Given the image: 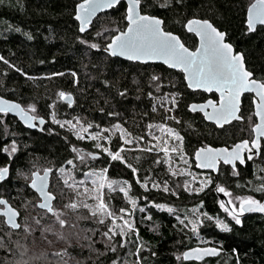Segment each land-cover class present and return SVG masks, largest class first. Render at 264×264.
<instances>
[{"label":"snow or ice","instance_id":"1","mask_svg":"<svg viewBox=\"0 0 264 264\" xmlns=\"http://www.w3.org/2000/svg\"><path fill=\"white\" fill-rule=\"evenodd\" d=\"M0 3H3V0H0ZM121 5L122 0H73L70 18L76 26L75 39L80 45L85 46L89 51L96 50L110 57H125L128 61L141 64L161 61L168 69L179 70L182 73V80L186 82V88L193 90V93L202 90L218 94L216 99L209 97L200 103L186 104L191 112L202 113L201 119L211 122L214 130L220 131H225V125H231L233 121L247 120L250 135L248 138L235 141L230 146L216 147L211 143H201L200 147H196L189 154L185 150L184 136L164 122L172 120L177 124L185 123L191 127V124L182 122L178 115L173 114L174 110L179 108V97L182 93H164L159 98L154 97L152 91L147 93L148 97L152 98V112H157L155 101L159 99V107L164 110V114L161 116V122L146 125L148 137L146 139L145 135H136L129 131L119 120L108 127H101L100 124H94L81 117L58 119L57 100L65 101L69 108L74 103L72 93L59 90L56 93L57 99L46 106L52 111L45 114L50 117L53 124L61 129L67 128L69 133L76 137L77 142L90 141L93 150L86 151L68 141L70 158L65 159L55 168V173L63 178V184L73 193L66 199L64 188L60 189L59 196L51 190L50 174H55L53 166L38 167L36 163H32L27 171L17 169L16 176L25 181L24 186L17 190L22 203L16 204V197H12L11 193L8 198L0 195V225H3L0 231L4 232V235H0V249H5L7 253L16 257L14 260L9 259L7 264H39L42 258H48V252L41 251L39 255L34 253L33 249L37 243L34 234L39 232V239L49 246L53 245L54 241L48 238L47 233H51L56 240L71 243L69 237L65 236L64 230L67 229L72 234L71 230L78 227L79 221H92L95 227L83 229L82 236L74 234L77 244L80 240L88 241L81 247L98 253L97 259L100 256L105 257L104 264H126L121 260L119 253L129 247H135L133 253L135 259L132 264H143V251L146 245L142 242L133 214L138 208L141 212L146 211V208L138 205V197L130 194L132 185L128 180H115L108 176V166L112 162H119L130 169L131 174L136 177V184L146 192L150 188L162 189L163 192L179 198L181 188L189 195H198L210 185L214 186L216 192L228 197L227 200H218L217 203L219 209L226 214V217H230L235 225H242L241 217L245 213L264 214V177L260 178V182L254 188L255 192L262 194L259 199L252 194H234L232 189L220 180L221 176L227 179L240 177L239 166L247 165L249 161L254 160V157L264 159V69L260 70L261 75L258 77L257 69L249 65L244 52L234 47L228 31L207 18L196 15L184 18L186 22L183 23V28L187 33L194 34V37L198 38V44L192 48L186 45L180 35L167 30V21L159 13L174 7H184L183 0H127L121 14L123 26L109 21L112 26L104 27L98 13L106 14V10L110 9L119 11ZM242 23L246 26L245 34L256 33L258 26L264 29V0H252L247 5L246 18ZM14 30L21 32L19 27ZM23 35L29 41L34 38L27 32ZM0 62L6 65L7 69H14L16 73L28 79H35L4 55H0ZM40 63L43 64L44 61ZM63 75V72H50L45 78ZM71 76L73 83H77V72L72 71ZM164 79L163 74L156 73H152L149 77L157 91L161 90ZM103 83L110 85L108 80H104ZM127 91L125 88L119 90L117 94L123 97ZM244 93L250 94V106L253 109L247 117L242 112L241 97ZM100 111L104 112V109L101 108ZM9 113L15 114L29 128H36L37 124L34 121L37 120L40 125L45 124V117L37 114L38 106L34 100L22 106L21 102L0 96V125H3V132L0 134L2 135H8L9 125L5 118ZM107 115L119 116V113L110 111ZM144 115L147 116L148 113ZM93 128L95 131H90ZM153 129H157L160 134H154ZM45 130L41 128V131ZM140 141L145 143L142 145ZM132 146L141 153L149 155L155 153L151 163L159 165L165 175L173 180L175 187L170 185L169 179H162L160 182L155 179L149 180V176L155 174L154 168L149 170L148 175L140 177L139 169L129 162L125 155L133 150ZM18 151V142L15 138L0 144V152L4 153L9 161L13 160ZM101 157L105 166L96 168L94 164ZM136 159L139 161L140 157ZM65 164L71 167L66 168ZM177 164L181 167L177 168ZM81 166L86 171H83ZM193 167L209 171L193 172ZM212 173L216 175L213 176ZM76 174H81L82 178L77 180ZM177 177L183 178L182 182L174 179ZM0 182L7 184L12 182L11 167L7 163L0 166ZM251 185L252 182L248 181V186ZM236 187H242L239 181L236 182ZM25 192H30L35 198L33 207L44 210L43 216L39 213L37 217L24 215L22 209L26 210L29 203L23 195ZM113 193L122 194V198L126 201L125 206L117 208L113 205L112 201L116 198ZM143 200L146 204H152L156 209L166 210L175 216L179 225L178 231L183 234V240L177 241L178 244L182 245L184 240L195 238L198 246L188 247L182 251L176 256L178 261L183 259L200 261L204 264L206 258L216 256L222 251V247L213 246L211 240H203L201 229L206 222H214L217 229L225 232L231 231V226L226 219L203 211V200L193 205L191 209L183 210V215L180 214L181 210L170 204L157 203L148 196H144ZM81 209L85 211L84 215L80 214ZM72 213L76 215V222H71ZM44 217L52 223L40 227ZM29 219L34 221L36 227L28 222ZM97 233L103 251L95 247L97 240L93 237ZM28 236H33L31 246L28 243ZM201 244L207 246H200ZM232 251L237 250L234 248ZM151 255L155 256L157 253L151 251ZM65 256L70 257L67 247L51 252L56 264H70L71 257L65 260Z\"/></svg>","mask_w":264,"mask_h":264},{"label":"trees","instance_id":"2","mask_svg":"<svg viewBox=\"0 0 264 264\" xmlns=\"http://www.w3.org/2000/svg\"><path fill=\"white\" fill-rule=\"evenodd\" d=\"M251 2L252 0H183L184 7L161 11L159 15L166 19L167 30L180 35L190 48L194 47L198 40L194 34L187 33L183 28V23L186 22L185 17L190 18L191 15H196L221 26L228 31L236 50L244 52L249 65L257 69L256 74L259 77L260 70L264 69V29L258 26L256 33L245 34L246 26L242 23L246 18V7ZM72 7L73 0H3V3H0V55H4L12 63L22 67L30 76L35 77V79H28L16 73L14 69H7V66L0 62V95L21 102L22 106L34 100L38 106L37 114L48 120L46 130L39 132L25 128L16 117L8 114L5 118L9 125L8 135L0 134V144L15 138L19 143V151L12 161L0 152V166L9 164L11 173L14 174L17 169L27 171L32 163H36L38 167L53 166L55 173V168L59 167L65 159L70 158L69 140L78 148L93 150L90 141L77 142L76 137L72 136L67 128L61 129L58 125L52 124L50 117L45 114L52 111L46 106L57 99L56 93L59 90L72 93L74 103L69 108L65 101L57 100L58 119L81 117L94 124H100L101 127H108L119 120L129 131L136 135H145L146 139H148L146 125L161 122V116L164 114V110L159 107V99L155 101L157 112H152V98L148 97L147 93L152 91L156 98L164 93H182L179 97V108L174 110L173 114L178 115L182 122L191 124V127L185 123L177 124L172 120L164 122L184 136L185 149L189 154L196 147H200L201 143H211L213 146L231 145L241 138L248 137L250 127L247 120L236 123L231 129L220 131L214 130L211 123L203 121L201 113L191 112L186 104L200 102L208 96L201 91L193 93L192 90L187 89L186 82L182 80V73L179 71L168 69L162 64H141L110 57L106 53L89 51L85 46L80 45L75 39L76 26L70 18ZM124 7L126 4L122 2L119 11L110 10L106 14L101 13L99 17L103 21V26L111 27L112 24L109 21H112L122 27L121 14ZM16 27H19L21 32H16L14 30ZM25 32L30 33L34 37L33 40H27L23 35ZM40 61L44 63L41 64ZM6 69L7 75H5ZM72 71L78 74L77 83H73ZM50 72H63L64 75L45 78V75ZM152 73L163 74L165 77L160 91H157L149 80ZM104 80L110 81V85H105ZM125 88L128 90L126 95L119 96L118 91ZM211 97L216 98L214 94ZM101 108L104 112L100 111ZM110 111L119 113V116H108L107 113ZM146 112L147 116L144 115ZM47 129H53V131H47ZM2 132L3 125H0V133ZM139 143L143 145L145 142ZM132 147L133 150L127 152L126 157L139 169L140 177L148 175L149 170L154 168L155 174L149 176V180L158 179L160 182L162 179H169L159 165L151 163L155 153L151 155L141 153L134 146ZM138 156L139 161L136 159ZM94 166L96 168L105 166L103 157ZM81 168L86 171L82 166ZM262 169H264V159L259 157L245 166H239L240 177L227 179L221 176L220 180L231 188L234 194H252L259 199L262 194L255 192L254 188L260 182V178L264 177ZM55 174L52 176L54 177ZM107 174L110 178H127L132 185V195L139 197L141 206L146 208L144 212L139 211L138 208L133 214L142 242L146 245L143 251V264H202V262H185L183 259L179 261L176 259V256L188 247L198 246L195 238L184 240L182 245L178 244L177 241L183 240V234L178 231L179 225L175 216L166 210L156 209L153 205L146 204L143 200L144 196H148L150 200L157 203L170 204L178 208L181 210V215L183 210L191 209L193 205L203 200V211L213 216L218 215L229 222L232 229L229 232L217 229L214 222H206L202 227L203 240H211L213 246L222 247L220 256L206 259L204 264H237V261L239 264H264V215L253 214L241 217L242 225H235L234 221H231V218L226 217V214L219 209L217 201L220 198L215 193L214 186L208 187L198 195H189L181 188L180 196L177 198L162 190L144 192L136 184V177L131 174V170L119 162H112L108 166ZM76 175L81 177V174ZM212 175L215 176L214 173ZM174 179L182 182L181 178ZM237 181L241 184V188L236 187ZM248 181L252 182L251 186H248ZM53 183L54 181L51 186ZM169 183L175 187L172 179H169ZM18 186L17 188L20 189L23 184ZM4 191L5 193L1 194L8 198V193L15 191V187L6 184ZM54 191L56 194L60 192L57 186L56 188L54 186ZM72 194V191L64 185L65 198ZM23 195L29 200L33 197L30 192H25ZM11 196L16 197L14 194ZM113 196L116 197L112 201L113 205L117 208L125 206L126 201L120 194L119 196L113 194ZM19 201L22 202L16 198L15 203L20 204ZM80 214L84 215L85 211L81 209ZM70 216L76 222V215L72 213ZM149 216L151 219H147ZM78 227L74 228L77 230H72L70 234L75 242L74 234L82 236L83 229L95 227V225L92 221H79ZM0 228H3V225H0ZM0 235H4V232L0 231ZM93 239L97 240L95 247L103 251V245L99 243V233ZM81 241L70 247L71 254L81 261L79 264H104L105 257L100 256L97 259L98 253L81 247L88 241ZM28 243L31 246L32 241L29 237ZM234 248L236 252L232 251ZM151 251H155L157 255L152 256ZM51 252L49 251L48 258H42L39 264H56V259L51 257ZM134 252L135 247H129L121 250L119 255L126 264H132L135 259ZM34 253L39 255L40 251L36 249ZM9 259L14 260L16 257L7 253L5 249H0V264H7Z\"/></svg>","mask_w":264,"mask_h":264},{"label":"rangeland","instance_id":"3","mask_svg":"<svg viewBox=\"0 0 264 264\" xmlns=\"http://www.w3.org/2000/svg\"><path fill=\"white\" fill-rule=\"evenodd\" d=\"M50 121H51V119H50ZM52 123V122H51ZM53 124V123H52ZM90 131H95V130H93V129H90ZM153 132H154V134H156V135H159L160 133H159V131L157 130V129H153L152 130ZM114 139H115V137H114ZM18 147H19V143H18ZM186 150V149H185ZM125 155H126V153H125ZM64 167H66V168H69V167H71V166H69V165H64ZM165 168L167 167V165H165L164 166ZM176 167L177 168H180L181 166L179 165V164H177L176 165ZM192 171L193 172H200L201 170H198V169H195L194 167L192 168ZM205 172H207V171H205ZM82 177H77V175H76V179L77 180H79V179H81ZM178 178H181V177H178ZM111 179H115V180H128L127 178H111ZM181 179H183V178H181ZM155 180H157L158 182H159V180L158 179H155ZM52 181H54V183H53V186H51V184H52ZM129 181V180H128ZM72 181H69V183H71ZM23 184V186H24V184H25V181L22 179V178H19V177H17L16 176V173H14V174H12V182H11V184L10 185H13L14 187H15V191H13V192H10L11 193V195H16V198L18 199V200H21L20 199V197L17 195V190L19 189V188H17V187H19L18 185H20V184ZM129 183L131 184V182L129 181ZM6 184L7 183H3V182H0V194L1 193H5V191L4 190H6ZM54 186H55V188H56V186L58 187V190H60V188H64V184H63V178L58 174V173H56L55 175H54V177L52 176V178H51V181H50V187H51V190L55 193V191H54ZM140 186V185H139ZM211 186V185H210ZM209 186V187H210ZM60 187V188H59ZM143 189V188H142ZM207 189V188H206ZM3 190V191H2ZM55 190H57V189H55ZM81 191H82V189H80ZM156 191L157 189H153V188H150V190L149 191H147V192H150V191ZM160 190H162V189H160ZM143 191L144 192H146L144 189H143ZM59 192V191H58ZM58 192H57V194H58ZM60 193V192H59ZM9 194V193H8ZM114 195H118L119 196V194H117V193H113ZM131 195H132V190H131V193H130ZM2 195V194H1ZM121 196H122V194H120ZM69 195H67V197H68ZM25 197V196H24ZM66 197V198H67ZM65 198V199H66ZM228 198V197H227ZM22 201V200H21ZM28 201H29V203L27 204V206H26V210H24V209H22V211L24 212V215L25 216H28V217H37V215H38V213H39V215H41V216H43V214H44V210H39V209H36V208H34L33 207V204L35 203V198L34 197H32V199H28ZM20 202V201H19ZM20 203H22V202H20ZM137 203H138V205H140L141 206V203L139 202V197H138V199H137ZM148 205H152V204H148ZM57 206H60L59 204H57ZM70 219H71V222H74L73 220H72V217L70 216ZM21 222H23V221H21ZM28 222L30 223V224H32L33 225V227H36V225L34 224V221L32 220V219H29L28 220ZM52 223V221L51 220H49L47 217H44V219L42 220V224H41V226L40 227H43L45 224H51ZM80 227V226H79ZM78 227V228H79ZM72 230H77V229H72ZM72 230H71V232H72ZM64 234H65V236H68L69 237V240L71 241V243H69L68 241H65V240H56V238L51 234V233H47L46 235L48 236V238L49 239H52L53 241H54V243H53V245H51V246H49L45 241H43V240H41V239H39V232H36L34 235L36 236V238H37V244L38 245H43L44 247H42V246H38V245H35V250L34 251H36V249H38L40 252L41 251H46V252H49V251H58L60 248H63V247H67L68 248V251H69V253H70V257H71V261H70V264H77V262H79V263H81V261L80 260H78L77 259V257L76 256H73L72 254H71V251H70V247H71V245L72 244H74V243H77V242H75L74 240H73V236H70V233L68 232V230L67 229H65L64 230ZM29 237V239H30V241H32V239H33V236H28ZM6 239H7V237H5ZM81 241V240H80ZM83 241H85V240H82L81 242H83ZM41 248H43V249H41ZM48 255H50L49 253H48ZM70 257L69 256H65L64 257V259L65 260H69L70 259ZM42 262H44V261H42ZM48 262V261H47Z\"/></svg>","mask_w":264,"mask_h":264},{"label":"water","instance_id":"4","mask_svg":"<svg viewBox=\"0 0 264 264\" xmlns=\"http://www.w3.org/2000/svg\"><path fill=\"white\" fill-rule=\"evenodd\" d=\"M122 2H125V4H127V0H122ZM111 10V9H110ZM110 10H106V12H108V11H110ZM101 13H98V16L100 15ZM178 35V34H177ZM197 40H198V38H197ZM198 44V43H197ZM117 58H120V59H123V60H127L125 57H117ZM128 61V60H127ZM132 62V61H131ZM138 63H140V62H138ZM147 63H157V64H162V62L161 61H149V62H147ZM146 63V64H147ZM163 65V64H162ZM164 66H166V65H164ZM167 67V66H166ZM174 70V69H173ZM176 71H179V70H176ZM191 90V89H190ZM193 91V90H192ZM197 91H201V92H203L202 90H197ZM204 93H207V92H204ZM207 94H211V93H207ZM244 94H246V93H244ZM244 94H242V97H241V100H242V98H243V96H244ZM218 95V94H217ZM1 96V95H0ZM4 97V96H3ZM5 98V97H4ZM5 99H8V98H5ZM9 100H11V99H9ZM17 102V101H16ZM193 103V102H192ZM195 103H200V102H195ZM10 115H12V116H14V117H16L18 120H19V117H17V116H15V114H13V113H9ZM20 121V120H19ZM206 122H208V121H206ZM234 122V121H233ZM20 123L25 127V128H27V129H30V130H36V131H39V132H41V128H45V126L48 124V120H47V118H45V124L44 125H40L39 124V121L37 120V121H34V123H36L37 124V127L36 128H29L27 125H24L23 124V122L22 121H20ZM208 123H211V122H208ZM81 148V147H80ZM86 150V149H85ZM87 151V150H86ZM200 170V169H199ZM202 171H209V170H202ZM215 175H216V173H214ZM51 177H52V174H50V181H51ZM215 193L218 195V197L220 198V200H227L228 198L227 197H225L222 193H218V192H216L215 191ZM253 214H259V215H264V214H261V213H245L242 217H244V216H248V215H253ZM205 246H207V245H205ZM194 247H196V246H194ZM220 254H221V252L218 254V255H216V256H213V257H210V258H214V257H218V256H220ZM206 259H209V258H206ZM189 261H191V260H189ZM185 262H188V261H185ZM195 262H200V261H195Z\"/></svg>","mask_w":264,"mask_h":264},{"label":"flooded vegetation","instance_id":"5","mask_svg":"<svg viewBox=\"0 0 264 264\" xmlns=\"http://www.w3.org/2000/svg\"><path fill=\"white\" fill-rule=\"evenodd\" d=\"M204 93V92H203ZM207 96H208V98L209 97H211V95H213L212 93L211 94H207V93H205ZM215 96H216V98L218 97V95L217 94H214ZM211 98H213V99H216V98H214V97H211ZM200 102H202V101H200ZM253 111V109H252V107L250 106V94L249 93H246V94H244V96H243V98H242V112H243V114H244V116L245 117H247L248 115H250L251 114V112ZM202 114V113H201ZM244 121H246V120H244ZM240 122H242L243 123V121H234V122H232V124L231 125H225V129H231V128H233L235 125H236V123H240ZM248 123V122H247ZM212 124V123H211ZM250 127V126H249ZM249 135H250V130H248V137H249ZM248 137H246V138H248ZM215 146V145H214ZM220 146H224V145H217L216 147H220ZM230 146V145H229ZM257 158H259V157H254V160H256ZM253 160V161H254ZM249 162H251V161H249ZM240 166H245V165H240Z\"/></svg>","mask_w":264,"mask_h":264}]
</instances>
